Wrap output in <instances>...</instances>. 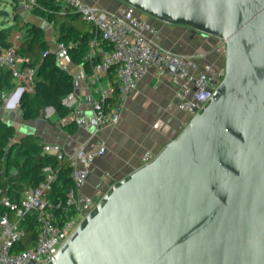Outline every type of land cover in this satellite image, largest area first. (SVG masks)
<instances>
[{"label": "water", "instance_id": "1", "mask_svg": "<svg viewBox=\"0 0 264 264\" xmlns=\"http://www.w3.org/2000/svg\"><path fill=\"white\" fill-rule=\"evenodd\" d=\"M119 1L220 39L225 74L202 111L112 184L48 264H264V0Z\"/></svg>", "mask_w": 264, "mask_h": 264}, {"label": "built area", "instance_id": "2", "mask_svg": "<svg viewBox=\"0 0 264 264\" xmlns=\"http://www.w3.org/2000/svg\"><path fill=\"white\" fill-rule=\"evenodd\" d=\"M62 9L71 7L88 22L95 33L110 44V48H97V61L92 66L87 82L94 96L90 124L94 132L103 126L116 125L124 110L129 94L136 88L138 80L150 69L165 76L175 87V98L180 110L189 119L200 113L209 103L219 83L222 81L224 64L213 68L211 63L197 64L191 56L175 53L159 44V32L155 24L134 7L122 3L116 11H108L84 0H56ZM35 0H23V9L30 12ZM21 34L14 33L9 45H0V69L10 71L14 87L0 91V110L6 104L15 102L24 92L35 89L36 67L25 63L18 53ZM91 41V49L95 45ZM63 48V44L60 43ZM114 70V81L107 78ZM114 102H110L111 98ZM73 93L64 98L70 107ZM100 139L85 140L71 152H65L57 143H45L42 153L57 162L55 167L43 168L44 178L35 186L26 188L19 200L3 193L0 187V264H48L62 243L68 238L80 221L93 209L104 194L94 201L82 192L89 169L96 157L103 153ZM150 152L142 156V165L153 158ZM67 161L70 167V184L62 201L49 198L51 185L57 178L59 166ZM32 214L39 226L36 238L30 246L20 249L26 230L21 226Z\"/></svg>", "mask_w": 264, "mask_h": 264}, {"label": "crops", "instance_id": "3", "mask_svg": "<svg viewBox=\"0 0 264 264\" xmlns=\"http://www.w3.org/2000/svg\"><path fill=\"white\" fill-rule=\"evenodd\" d=\"M84 1L108 11H116L122 5L119 0ZM12 2L18 4L19 22L11 20L10 24L21 25L22 21L29 20L41 26L50 50L73 75L75 83L71 112L66 117L59 119L52 107H46L43 115L25 120L19 110L17 119H13L15 137L34 135L42 144H59L65 152H71L85 140L100 139L104 145L103 153L93 161L87 181L82 187L84 194L92 198L99 197L108 192L112 184L141 166L144 153L155 155L173 139L185 127L189 116L178 108L175 87L169 79L158 75L152 68L138 80L136 88L127 97L119 122L114 126H103L94 132L90 124L94 96L87 82L88 75L82 66L72 63L66 56L56 40V30H53L52 24L31 12L25 17L23 0H10L11 9ZM139 16L148 18L143 14ZM151 21L158 29L159 44L162 47L189 55L199 65L208 62L213 68H218L224 64L225 47L220 39L192 32L186 26ZM14 33L21 34V31L11 30L9 42ZM107 78L114 81L110 75ZM9 108H13L12 103L7 105V109ZM0 111L5 114L4 109ZM72 121L77 127L70 133L65 129V124Z\"/></svg>", "mask_w": 264, "mask_h": 264}, {"label": "trees", "instance_id": "4", "mask_svg": "<svg viewBox=\"0 0 264 264\" xmlns=\"http://www.w3.org/2000/svg\"><path fill=\"white\" fill-rule=\"evenodd\" d=\"M31 13L44 18L56 28V40L63 44L64 53L70 61L82 66L85 73H91L92 66L97 61V48L109 49L107 40L95 33L92 26L81 18L78 12L71 7L62 9V4L56 0H35ZM14 21L19 20L18 4L12 2ZM11 25L0 29V45H9L8 35ZM21 42L18 53L25 59V63L36 67L35 89L33 92H24L19 99V110L23 119H34L44 114L46 107H52L55 115L62 119L66 117L71 108L63 100L74 92L75 83L73 75L64 68L57 59V55L50 50L43 28L29 20L22 21L19 29ZM95 39V45L90 43ZM108 75L114 79V70L110 69ZM14 87L10 71L0 69V91H10ZM114 98L110 102H114ZM77 125L74 121L65 124V129L72 133ZM15 136L12 124L0 121V187L3 193L14 200H19L22 192L38 184L43 178V168L47 165H57L54 157L42 153L43 144L34 135H24L6 147ZM13 152V154H12ZM70 167L64 161L58 169L57 178L51 185L49 198L52 201H62L65 190L70 184ZM0 210L3 208L0 206ZM21 226L26 235L20 249L33 244L39 231L34 216L28 214Z\"/></svg>", "mask_w": 264, "mask_h": 264}, {"label": "rangeland", "instance_id": "5", "mask_svg": "<svg viewBox=\"0 0 264 264\" xmlns=\"http://www.w3.org/2000/svg\"><path fill=\"white\" fill-rule=\"evenodd\" d=\"M10 5H11L10 0H0V12H7V15H2L0 13V29L2 27H8L9 25H11L10 24L11 20H13V18H14V12H13V9H11ZM23 11H24L25 17H26V15H28V13H30L24 9H23ZM18 22L19 21L17 20V23ZM17 23L12 24V26H11L12 28H10V31L15 30V29H19L20 25H18ZM53 30H56V28L53 27ZM55 35H56V33H55ZM2 109L5 110V114L3 115V112L0 111V121H5V122L11 123L13 125V119L14 118L17 119V113L19 111V103L15 107L10 108V109H7V104H6L5 106L2 107ZM188 120H189V117H188ZM17 126H19V124ZM17 140H19L18 136H16V137L14 136V138L11 139L10 143H14ZM12 154H13V152H12ZM93 200L97 201L98 197H94ZM32 262L33 261H30L28 264H33Z\"/></svg>", "mask_w": 264, "mask_h": 264}]
</instances>
